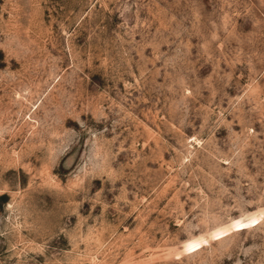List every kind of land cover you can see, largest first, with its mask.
I'll return each mask as SVG.
<instances>
[{
  "label": "rangeland",
  "instance_id": "1",
  "mask_svg": "<svg viewBox=\"0 0 264 264\" xmlns=\"http://www.w3.org/2000/svg\"><path fill=\"white\" fill-rule=\"evenodd\" d=\"M0 264H264V0H0Z\"/></svg>",
  "mask_w": 264,
  "mask_h": 264
},
{
  "label": "bare ground",
  "instance_id": "2",
  "mask_svg": "<svg viewBox=\"0 0 264 264\" xmlns=\"http://www.w3.org/2000/svg\"><path fill=\"white\" fill-rule=\"evenodd\" d=\"M233 227H234V226H233ZM221 232H222V231H221ZM221 232H220V233H221Z\"/></svg>",
  "mask_w": 264,
  "mask_h": 264
}]
</instances>
